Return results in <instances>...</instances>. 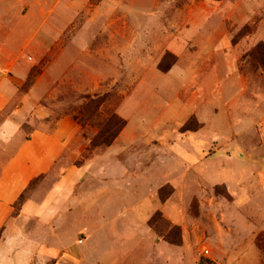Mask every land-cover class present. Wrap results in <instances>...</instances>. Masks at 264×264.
I'll return each mask as SVG.
<instances>
[{"label": "rangeland", "instance_id": "1", "mask_svg": "<svg viewBox=\"0 0 264 264\" xmlns=\"http://www.w3.org/2000/svg\"><path fill=\"white\" fill-rule=\"evenodd\" d=\"M262 64L264 0H0V125L28 95L49 117L27 119L23 138L50 132L61 119L77 126L25 199L44 202L66 168L103 152L90 142L116 116L126 123L116 144L145 147L135 167L149 182L160 173L161 180L132 186L127 198L85 182L81 198L69 203L74 225L67 232L63 221L56 226L61 240L81 228L80 212L94 222L105 212L106 221L108 212L144 203L150 188L159 204L178 208L156 211L148 222L158 238L180 242V257L166 264H264ZM86 97H105L96 115L83 111ZM9 143L0 161L13 155L3 148ZM208 158L204 169L215 170V185L195 169ZM62 193L56 212L63 210ZM113 219L101 236L117 230ZM151 264L165 263L152 257Z\"/></svg>", "mask_w": 264, "mask_h": 264}, {"label": "crops", "instance_id": "2", "mask_svg": "<svg viewBox=\"0 0 264 264\" xmlns=\"http://www.w3.org/2000/svg\"><path fill=\"white\" fill-rule=\"evenodd\" d=\"M22 100L23 105L13 110L0 125V148L10 141L11 144L3 148L13 152L5 161H0V264H45L50 261L52 264H151L152 257L166 264L169 258L180 257L178 247L158 238L148 226L154 212L173 213L178 212V208L159 204L150 188L151 195L144 197V203L135 201L127 212H108L106 221L105 212L98 213L101 221L97 222L88 221L84 218L85 213L80 212L78 226L81 228L72 230L74 235L68 242L61 240L56 226L63 221L65 232L71 227L74 212H71L69 203L77 196L81 198L82 193L77 195V192L83 190L85 182L107 190V196L117 198L130 197L132 186L140 189L160 182L161 173L149 182L143 168L135 167L139 159L144 158L139 154L145 152V147L116 144L122 136L89 162L66 168L44 202L38 204L27 199L18 214L12 216L15 201L32 180L51 171L77 132V126L70 119H61L50 132L33 130L23 138L20 129L27 119L44 120L49 113L39 109L37 100L31 96L27 95ZM202 149L203 146L199 145L196 151L202 152ZM133 153L137 155H131ZM211 163V158H208L202 165L197 164L195 169L201 179L215 185L219 177L215 170L204 169ZM247 170L243 165V177ZM220 183L233 194L234 187L230 183ZM61 193L63 210L56 212L53 202ZM258 194L261 201L264 190H259ZM113 218L118 219L117 230L112 236L107 235L108 238L105 234L101 236L102 231L113 223ZM41 232L45 235L41 236ZM50 238L51 244L46 241Z\"/></svg>", "mask_w": 264, "mask_h": 264}, {"label": "trees", "instance_id": "3", "mask_svg": "<svg viewBox=\"0 0 264 264\" xmlns=\"http://www.w3.org/2000/svg\"><path fill=\"white\" fill-rule=\"evenodd\" d=\"M214 1H220V0H214ZM262 69L264 71V64H262ZM85 105L83 107V111L86 113H92L93 115H96L98 112V109L105 101V97L97 98V99H91L89 97L85 98ZM103 126L100 128L99 133L95 136V138L90 142L91 149H105L110 147L115 139L119 136L120 132L125 128L126 123L122 119L111 116L106 122L102 124ZM35 180V179H34ZM32 180L30 184L34 181ZM28 189H26L19 198L15 201L13 204V213L12 216H16L18 212L20 211L22 205L25 203L27 199H25V193ZM156 215H159L156 213ZM153 218L149 221V224L152 225ZM165 242L172 246H179L180 242L179 240L173 239L171 235H167L164 237Z\"/></svg>", "mask_w": 264, "mask_h": 264}, {"label": "built area", "instance_id": "4", "mask_svg": "<svg viewBox=\"0 0 264 264\" xmlns=\"http://www.w3.org/2000/svg\"><path fill=\"white\" fill-rule=\"evenodd\" d=\"M203 254H204V256H208L209 255V251L208 250H204Z\"/></svg>", "mask_w": 264, "mask_h": 264}]
</instances>
